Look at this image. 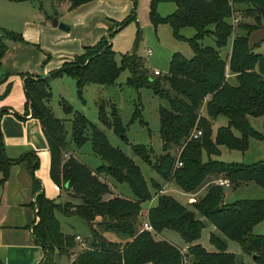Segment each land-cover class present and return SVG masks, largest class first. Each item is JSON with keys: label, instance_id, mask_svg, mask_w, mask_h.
<instances>
[{"label": "trees", "instance_id": "obj_1", "mask_svg": "<svg viewBox=\"0 0 264 264\" xmlns=\"http://www.w3.org/2000/svg\"><path fill=\"white\" fill-rule=\"evenodd\" d=\"M61 1L51 0L53 6ZM91 1L94 0H68L70 9ZM159 1L173 2L176 8L171 14L161 17L155 10ZM240 5L255 8V24L232 23V19L239 16L235 9ZM262 10L264 0H152L150 19L154 26L166 23L178 38H182L180 30L183 27L195 30L194 35L187 38L193 56L187 59L173 53L165 76L151 74L143 58L136 54L141 39L138 29L133 51L121 56L120 65L115 61L110 37L130 20L137 22L133 11L123 20L114 22L107 36L95 45L85 47L73 61L65 62L47 76L25 77V108L40 123L48 143L49 176L55 185L67 190L76 200L75 203L58 204L39 191L40 182L34 176L38 156L27 152L18 158H9L0 129V185L7 180L9 169L14 164L20 163L32 173L37 194L30 206L37 209L35 214L38 217L32 234L44 251V258L37 264H52L48 257L49 249L67 254L74 246L71 235L62 232L55 217L56 210L65 216L77 215L89 226L91 242L71 260L75 264H184L177 247L157 237L164 230L175 231L184 240L188 246V264H235L234 255L227 251L225 238L237 241L245 252L255 256L259 264H264V235L252 234L253 226L264 218L263 200L242 199L225 203L224 186L209 183L201 198L188 209L171 195L163 193L166 184H174L185 193H195L210 176L218 175L228 179L234 188L249 181L264 187V160L246 165L214 158L219 155L220 146L244 152L248 148L249 137L263 138L251 129L248 121V116L264 117V55L254 52L248 43L249 34L264 26ZM53 16H56L55 11L51 18ZM237 28L246 33L236 34ZM210 34L214 37L215 46H203L200 41ZM6 40L23 41V38L20 33L0 31V67L7 51ZM229 43L230 49L225 56L223 51ZM123 69L129 71L128 84L136 89L151 88L164 103L158 110L159 136L164 153L153 163L159 177L151 183L153 193L133 159L111 146L101 129L63 100V109L72 114L71 142L81 146L90 131L92 150L103 164L91 168L75 155L64 159L69 150L64 124L62 119L53 115L47 104L53 78L72 77L80 92L89 83L113 84ZM228 75L236 80L235 84L229 82ZM10 85L7 83L0 99L8 93ZM3 111L5 108L0 109V114ZM98 114L101 123L114 128L124 138V127L113 106L108 117L103 105L98 107ZM219 115L227 118V124L218 127L214 134L212 122ZM197 131H201V135L195 136ZM132 148L146 163H152L147 146L136 144ZM107 178L126 182L135 198H105L109 190ZM154 195L155 203L146 208V219L153 228V231H148L142 228L145 216L142 205L151 202ZM186 211L194 212L193 221L184 217ZM207 224L214 229L209 237L215 248L211 251L196 242ZM108 231L120 239H108L103 235Z\"/></svg>", "mask_w": 264, "mask_h": 264}, {"label": "rangeland", "instance_id": "obj_2", "mask_svg": "<svg viewBox=\"0 0 264 264\" xmlns=\"http://www.w3.org/2000/svg\"><path fill=\"white\" fill-rule=\"evenodd\" d=\"M151 1L152 0H132V11H134L137 22L135 20H130L111 35L110 41L112 42V48L115 51V61L120 65L121 56L126 52L133 51L136 31L138 29L141 39L138 43L136 54L143 58L146 67L151 74L165 76L168 73L169 61L173 53H179L187 59L193 56L187 38L192 37L195 30L189 26L183 27L180 30L182 38H178L174 35L168 24L160 23L154 26L150 19ZM44 7H47V5ZM48 9L49 8H47V13L48 15H51L54 11ZM155 10L159 16L165 17L175 10V4L169 1H159L156 4ZM235 11L240 18L239 24H255L253 16L256 14V10L254 7L251 8L250 5H240ZM124 18L125 17L121 20ZM235 32L236 34L241 35L246 33L239 28H237ZM200 43L203 46H215L214 37L211 34L206 35ZM248 43L254 52L264 55V26L249 34ZM229 49L230 43L223 51L225 56L228 54ZM149 51L150 53H148ZM128 77L129 71L123 69L113 84L103 85L89 83L85 84L80 92H78L76 82L72 77L63 75L58 78H53L50 81L51 97L47 104L53 115L62 119L64 124L66 140L69 144V150L64 154V159L69 155H75L91 168H97L103 164V160L95 155L92 150L90 131L87 132V139L81 146L78 147L71 142L72 114L66 113L63 109V100L71 106L74 111L81 112L92 124L101 129L105 133L111 146L120 149L124 154L133 159V161L140 167L143 177L153 193L155 191L153 190L151 183L154 180H159V177L153 168V163L157 157L164 153L163 144L159 136L158 116L159 107L164 103L151 88L141 87L136 89L128 84ZM228 80L231 81L232 84L236 83L234 78L230 79L229 77ZM166 88H168V86ZM100 105H103L104 113L107 117L111 114L112 106L115 108L121 125L124 127V138L122 137V134L116 132L114 128L101 123L98 114V107ZM2 113L4 114L5 112ZM13 118L17 120L15 115ZM14 119H8V122L4 123V125L6 123L9 125L7 127L5 126V129H3L4 127L0 121L5 152L10 155H15L20 150L24 149L25 143L28 142V139L31 140L38 148L37 155L39 157L38 166L34 170V175L40 179L43 186L42 188H44V195L49 199H54L58 204H64L67 201L75 203L76 200L72 199L69 192L55 185L49 176L50 154L41 132L39 138L36 136L30 138L24 130H21L17 121ZM248 121L251 129L262 135L263 138L257 139L253 136L249 137L248 148L244 152L220 146V153L214 158L224 162L243 163L246 165L264 160V117L248 116ZM212 123V130L215 134L218 127L227 124V118L223 115H219ZM234 133L239 135V132L236 130H234ZM136 144L147 146L151 154V164L146 163L139 155L134 153L132 147ZM107 182L109 190L104 195L105 198L113 196H120L128 199L135 198L133 191L126 182H115L111 178H107ZM211 184L218 185L213 181ZM206 188L192 194L181 191L174 184H166V186L163 187V193L171 195L183 206L191 209L192 204L201 198ZM223 190L225 193V203H232L242 199H261L264 201V187L259 186L253 181H249L236 188H234L230 182V186L223 187ZM154 198L155 195L151 202L148 201L143 203V213H145V209L148 208L149 205L155 203ZM55 217L59 221L62 232L71 235L74 240V246L68 250L67 254H59L58 252L53 251V249H49V261L52 264H75L72 263L71 260H73L79 252L84 250L75 239V236L79 235L85 239L87 245H89L91 242L89 226L79 216H65L59 210L55 211ZM213 230V227L210 224H207L201 230L200 236L196 241L209 251L215 249L209 239L210 232ZM252 234L264 235V218L253 226ZM107 237L113 240H119V236L114 232L109 231ZM157 237L172 242L177 249L186 245L180 235L172 230H164L160 235H157ZM224 240L227 245V251L232 253L235 257V264H259L258 261L253 258L252 254H249L242 249L237 241L226 238Z\"/></svg>", "mask_w": 264, "mask_h": 264}, {"label": "crops", "instance_id": "obj_3", "mask_svg": "<svg viewBox=\"0 0 264 264\" xmlns=\"http://www.w3.org/2000/svg\"><path fill=\"white\" fill-rule=\"evenodd\" d=\"M131 1L94 0L70 9L68 0H63L55 6L51 0H0V31L20 33L23 38V41L6 40L7 51L1 61L0 94L5 91L7 83H11L8 93L0 100V108H5V113L0 114L3 129L9 126L4 123L8 122V119H14L15 115L17 120H14L21 130L30 138H39L41 132L48 148L40 123L24 108L25 77L47 76L65 62L73 61L75 56L84 52L85 47L93 46L102 37L107 36L114 22L133 12ZM46 5L47 7H44ZM47 8L56 12L58 20L65 23L68 30L51 25L54 12L48 15ZM229 77L233 79L232 76L228 75ZM37 149L28 139L24 149L15 155L6 152V155L9 158H18L30 151L37 155ZM36 178L40 182V179ZM217 178L223 177L210 176L200 190H204ZM39 186V191L44 193L41 182ZM36 194L32 173L20 163L12 165L7 180L0 185V264H37L44 258L42 246L34 240L32 234V227L38 217L30 203L34 202ZM108 232H103V235L107 237Z\"/></svg>", "mask_w": 264, "mask_h": 264}, {"label": "built area", "instance_id": "obj_4", "mask_svg": "<svg viewBox=\"0 0 264 264\" xmlns=\"http://www.w3.org/2000/svg\"><path fill=\"white\" fill-rule=\"evenodd\" d=\"M239 20H240V18H239V16H237V17L232 19V23L236 24V23L239 22ZM148 53H150V51ZM199 135H201V131H197L196 134H195V136H199ZM177 164L181 165L180 162H178ZM213 182H215V183H217L218 185H221V186H226V187L230 186V181L228 179H226V178H217ZM35 210H37V209L35 208ZM144 215H143L144 217H143V222H142V228L144 230L153 231L152 226L150 225V223L146 219L147 209H146ZM75 239L78 241V243L80 244V246L82 248L86 249L88 247L86 240L83 239L82 237H80L79 235H76ZM178 251H179V253L181 255L182 262L184 264H188V258H189L188 255H187L188 254V246L185 245L184 247L178 248Z\"/></svg>", "mask_w": 264, "mask_h": 264}, {"label": "water", "instance_id": "obj_5", "mask_svg": "<svg viewBox=\"0 0 264 264\" xmlns=\"http://www.w3.org/2000/svg\"><path fill=\"white\" fill-rule=\"evenodd\" d=\"M262 15L264 16V10H262ZM51 25L53 27H57V28H59L61 30H68V26L65 23L59 21L58 18H57V16H53L51 18ZM194 215L195 214H194L193 211H186L184 213V217H186L189 221H193L194 220V217H195ZM254 257L255 256L253 255V258Z\"/></svg>", "mask_w": 264, "mask_h": 264}]
</instances>
